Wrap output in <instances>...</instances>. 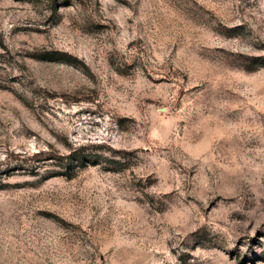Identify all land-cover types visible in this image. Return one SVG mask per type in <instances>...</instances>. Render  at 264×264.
I'll return each instance as SVG.
<instances>
[{
  "label": "rangeland",
  "instance_id": "374dc122",
  "mask_svg": "<svg viewBox=\"0 0 264 264\" xmlns=\"http://www.w3.org/2000/svg\"><path fill=\"white\" fill-rule=\"evenodd\" d=\"M0 264H264V0H0Z\"/></svg>",
  "mask_w": 264,
  "mask_h": 264
}]
</instances>
